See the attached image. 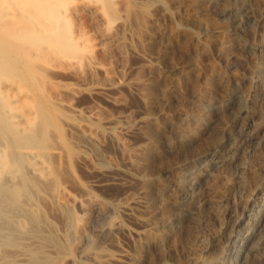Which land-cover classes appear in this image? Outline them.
I'll return each instance as SVG.
<instances>
[{
    "label": "rangeland",
    "instance_id": "rangeland-1",
    "mask_svg": "<svg viewBox=\"0 0 264 264\" xmlns=\"http://www.w3.org/2000/svg\"><path fill=\"white\" fill-rule=\"evenodd\" d=\"M244 1L252 4L260 17L264 0ZM231 2L0 0V53L5 56L0 62V79L26 89L22 111L35 115L42 124L45 132L38 139L40 149L52 157L54 167L45 181L32 178L26 165L25 174L19 177L26 194L22 208L32 219L31 228L38 227L51 237L60 233V245L74 254L80 264H93V259L100 264H112L106 257L113 255L120 245L129 252L133 249L119 227L121 216L110 213L94 218L92 227L86 229L92 236L88 248L83 254H75L77 231L85 220L77 206L59 208L57 199L66 198V194L75 198L95 195L120 199L124 189L119 185L90 187L89 175L83 166L77 165L75 151L70 154L63 148L66 139L71 138L66 122L80 119L66 103L94 109L98 124L122 116V124L134 126L139 113L153 115L168 130L180 123L183 135L175 145L166 136H160V127L154 131L144 127V135L117 131L115 139L127 146L126 154L110 147L107 160L102 163L127 164L137 171L146 167L159 173L164 181L172 178L166 170L170 165L195 158L224 139L222 126L231 121V113L225 108L201 119L198 116L204 113L205 101H222L237 89L260 125V136H264V51L239 56L241 50L234 39L226 43L233 38L227 31L231 23L220 12ZM194 6L197 20L190 14ZM197 27L206 30L201 38L196 36ZM245 33L246 38L264 46V26L258 19L246 27ZM226 46L236 56L225 54ZM99 87L110 91L113 102L92 94ZM2 110L0 114L5 116ZM3 118L5 130L12 131L13 124ZM213 118L219 120V127L209 131L208 122ZM157 135L161 137V147L154 154ZM20 149L26 153L33 150L26 140ZM238 165H244V169L239 170ZM229 169L230 183L216 170L195 190L198 208L187 216L181 228L158 232V247L167 253V264H194L188 255L202 254L207 242H219L222 264H240L230 239L234 234H244L260 216L257 202L264 201V137L246 144ZM171 190L161 201V210H170L175 194ZM40 192L51 195V199H43ZM215 202L218 204L213 205ZM154 215L162 216L160 212ZM237 220L243 222L239 227L233 226ZM15 234L17 237L20 231ZM1 244L0 256L19 246L12 238ZM159 249L145 250L140 264H161ZM23 250L29 254L31 264L42 263L36 250ZM49 263L54 264L55 260L50 259Z\"/></svg>",
    "mask_w": 264,
    "mask_h": 264
},
{
    "label": "bare ground",
    "instance_id": "bare-ground-1",
    "mask_svg": "<svg viewBox=\"0 0 264 264\" xmlns=\"http://www.w3.org/2000/svg\"><path fill=\"white\" fill-rule=\"evenodd\" d=\"M190 14L194 20H197L198 12L195 6L190 9ZM220 15H226L230 19L231 28L227 31L232 33L233 38L228 39L226 43L234 39L241 50L239 56L264 51L263 45L251 41L245 35L246 27L257 19L264 26V2L262 3L260 17L256 14L253 5L244 0H232L220 12ZM197 30V38H201L202 34L206 32L200 27H197ZM224 53L228 56L235 55L227 46L224 48ZM262 55L264 56V54ZM4 57L0 53V62L5 60ZM92 94L109 102H113L114 99L105 87L96 88ZM242 96L243 94L240 91L234 89L222 101L219 99V101H205L202 103L204 113L198 116L201 119L207 118V115L215 110L219 111L225 108L229 110L232 116L231 123L228 122L222 126L225 137L207 152L195 158L170 165L166 170L172 178L168 181H164L159 173H152L146 167L137 171L127 167V164L103 166L102 163L107 160L106 153L110 147L117 151L121 150L122 154H126L127 146L115 139L117 131L142 133L144 127H150L149 130L160 127L161 130L158 129L160 136H166L168 141L173 142L175 145L178 141L176 139L183 135L180 123L173 124L171 129L168 130L153 115L147 116L145 113H139L134 126L122 124V116L112 117L107 119L105 123L98 124V115L94 109L75 108L73 104L66 103V106L74 111L80 119L66 122L71 138L66 139V142L63 141L65 143L63 148L69 151L70 154L75 151L77 165L83 166L89 175L88 185L90 187L103 188L109 185H119L124 189L123 198L120 199L97 197L95 195L86 198H75L70 194H66V198H60L61 200L57 199L59 208L61 206H77L85 220V225L82 224L83 226L81 225V228L77 231L78 237L74 242L75 254H83L88 248L92 236L88 235L87 232L90 230L86 229L93 223L94 218L99 219L110 213H118L121 216L119 227L130 242L133 252H129L124 248L125 246L120 245L113 255L106 257V261L112 264H140V256L145 250L147 251L152 247L159 249L158 236L160 233L158 235V232H161L160 230H178L185 224L187 216L197 210L199 197L196 195L195 190L202 186L206 178L219 170L230 183L232 174L229 165L235 162L236 155L242 151L246 144L261 140L264 137L260 136L257 130L260 125H258L250 108L243 103ZM25 98V88L15 82L0 79V108L3 109L2 113L5 115L0 114V247L2 241L11 238L19 242L16 249L0 256V264H31V258L23 250L24 247L32 248L41 255L43 261L40 264H50V259L55 260L54 264H80L74 254L63 249L61 242L60 245L59 238H57V234L60 237V233H56V237H51L52 235L49 236V233L38 229V227L31 228L32 219L28 216L27 211L22 208L21 201L26 194L19 177L25 174L26 165L29 169L28 174L30 173L31 177L34 176L45 181L50 177L51 170L54 168L51 161L52 157L40 149L41 141L38 139L45 132L42 124L36 121L35 115L31 116L22 111ZM2 116L13 124L12 131L5 130ZM94 119L98 122L92 124ZM196 120L199 119L196 117ZM208 126L210 127L209 131L215 130L219 127V120L213 118L208 122ZM144 133L142 134L144 135ZM151 134L150 136H152ZM146 135L148 136V134ZM157 136L160 140L161 137ZM158 137L155 141V149H153L154 154L160 152L158 149L161 147V140L159 141ZM17 139H20V141L16 142ZM150 139L155 140L156 138ZM23 140L31 143L34 151L30 150L26 153L22 149L19 150ZM109 141L111 142L109 143ZM18 150L19 155H16L15 152ZM26 161H28V164ZM204 161L206 162L204 163ZM238 169L243 170L244 165H238ZM171 189L175 194L173 197L171 196L170 210H161L160 203L166 199L167 193L169 195ZM63 193H66L65 188ZM41 196L43 199H51L49 197L51 195L47 193H41ZM186 204H188V207H186ZM217 204V202L213 203V205ZM257 204L259 218L248 226L244 234H234L230 239V246L239 258L240 264H264V201H258ZM156 212H160L162 216L160 218L155 216ZM4 220H6L5 223ZM242 223L237 220L233 226L239 227ZM18 230L20 234L15 237ZM218 243L207 242L202 254H189L188 256L193 259L194 264H222L218 254L221 246ZM159 254H161V264H167V253L159 249ZM93 264H100V262L93 259Z\"/></svg>",
    "mask_w": 264,
    "mask_h": 264
}]
</instances>
